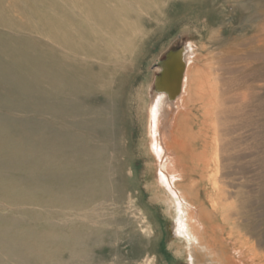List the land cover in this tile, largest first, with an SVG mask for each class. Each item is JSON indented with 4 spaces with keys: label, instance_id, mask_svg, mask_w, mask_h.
Listing matches in <instances>:
<instances>
[{
    "label": "bare ground",
    "instance_id": "6f19581e",
    "mask_svg": "<svg viewBox=\"0 0 264 264\" xmlns=\"http://www.w3.org/2000/svg\"><path fill=\"white\" fill-rule=\"evenodd\" d=\"M183 21L205 29L201 48L218 50L220 73L205 78L189 43L150 92L148 78L135 91L150 46ZM244 23L249 37L234 27ZM8 96L40 120L34 173H0V264H171L130 163L138 120L148 202L184 235L175 255L264 264L244 194L263 178L264 0H0V105ZM205 205L219 219L211 230Z\"/></svg>",
    "mask_w": 264,
    "mask_h": 264
},
{
    "label": "rangeland",
    "instance_id": "374dc122",
    "mask_svg": "<svg viewBox=\"0 0 264 264\" xmlns=\"http://www.w3.org/2000/svg\"><path fill=\"white\" fill-rule=\"evenodd\" d=\"M234 27L239 36L249 37L251 35V29L245 23L242 25L235 24ZM205 38H206L205 29H203L199 25H196L190 22L183 21L181 23L168 26L165 32L163 33L162 37L150 46L148 56H146L144 59L145 61H143V67H142L143 73L142 75H140V77L135 82L134 90L136 91L137 89H140L142 83L144 82L143 79L148 78L147 79L149 81L148 85L150 86L148 88V91L150 92L151 88H153V84L155 85L154 83L155 77L153 76V73L155 75L158 69L161 68V66L165 64L166 62L165 59L167 58L168 55L177 52L179 48L181 47L182 48L186 47V45H189V43L195 44V45L198 44L197 46L201 48L202 44L204 43ZM205 49L202 50L201 48L198 50L200 60L197 61L196 66L199 67L200 72H202V75H204L205 78H209V77H212L213 70H217L218 72L217 74L220 73L218 69H220V67L222 66V62L220 60L221 56L217 55V51H218L217 49H213V47L211 48L209 46H206ZM215 59L219 60V62H217V60ZM147 73L149 74V77L151 80H149ZM230 77H231L230 75L225 74L226 79ZM8 100L9 101H7V103L0 105V109L2 110V111L0 110V173H7V174L9 173L10 174L9 177L11 178V181H13L14 179L12 177L13 176L17 177L20 173H24V172L34 173L35 163H36L35 155H36V148H37L36 140L38 138V135H35V134L39 133L37 132V120H40V119L39 117L36 116V108L34 107L30 108L32 109L31 111H28V112L25 111V113H23L22 109L18 108L19 103L16 100H19V99L17 97L15 98L14 96H8ZM12 102H14V104ZM198 115L199 114L195 110H192L186 117V121L188 123L192 122L195 125L196 121L198 122V118H199ZM138 121H139L138 123L135 122V124L132 125V129H131V138L133 140L132 141L133 148H131V151H130V158H131V161L133 159V162H130V163H132V167L135 169V171L140 176L139 180H140L141 187L143 188L142 191L144 195L146 196L145 197L146 204L152 209V211L156 209L159 210V213L156 212L157 218H158V221L161 223L162 229L164 231V239H163L164 245L163 244L161 245L159 252L161 254L166 253L168 257L171 259L170 260L171 264H175V263L176 264H187V260L183 259L182 257H179L178 255H175L176 247H174V242H176V238L181 239V241L184 240L183 233L179 231L180 233L176 234L174 222L171 221L170 218L164 216V212H162V208L164 207L160 202H156V203L148 202L149 199L153 198L154 194L149 192V190H147L144 186V183L150 184L148 172H146L145 179L143 178L142 173H144L146 168H148V164L150 160L148 159L147 156L144 155L143 151H141L142 146L145 144L144 136H143L144 126L142 125V122L140 123V120ZM1 122L3 123L1 124ZM31 122L32 123L34 122V123L32 124ZM30 125L32 126L35 125L36 128L34 126L31 127ZM32 138L33 139L36 138V139L32 140ZM33 143L35 144V146H33L34 145ZM26 145L27 146L29 145V148H31L30 152L26 150L28 148ZM262 151H263L262 159H261L262 168L260 169V173H263V178L261 177L262 181L256 182V184H254L253 182L251 184L247 183L245 186L246 188H245L244 194L246 195L245 197L247 198V204H246L247 207L245 208L247 211V217L252 218L253 219L252 222H254L255 225L260 226L258 229H262L261 231H259V235L261 234V236H259L260 241L258 240L259 244L254 239L255 236L252 238V235H251L250 242H252L256 246H259L258 248L259 254L264 255V238H263L264 237V234H263L264 233V149ZM28 152L29 154H27ZM22 153L24 156L22 155ZM20 154L22 155V157ZM24 157H25V160H24ZM32 160L33 162L31 163ZM183 160H185L184 162L188 164L186 158H184ZM32 164L33 166L31 167ZM192 177L197 179L196 174H193ZM233 179L235 178L233 177ZM230 181L232 182L233 180L231 179ZM236 182H237V185L240 183V181H237V180ZM236 182L233 181L232 183L236 184ZM7 184H8V181L4 182V184H2V182L0 181L1 186L3 185L7 186ZM231 189H232L231 191H233L234 188H231ZM198 197H199L198 198L199 202L202 204V202L204 201L203 194L199 195ZM208 208H209L208 205H205V207H203V211H205L204 213L205 214L204 218L206 220L205 224L211 230L212 227L219 225V219L209 216ZM177 243L180 244L181 242L177 241ZM202 259L204 260L206 258H202ZM205 261L206 260H204L203 263L201 264H206Z\"/></svg>",
    "mask_w": 264,
    "mask_h": 264
}]
</instances>
